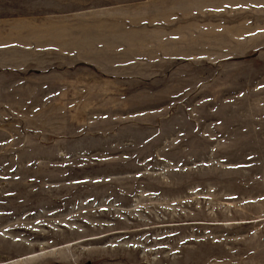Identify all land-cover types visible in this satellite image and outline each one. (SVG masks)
I'll return each mask as SVG.
<instances>
[{"label":"rangeland","instance_id":"obj_1","mask_svg":"<svg viewBox=\"0 0 264 264\" xmlns=\"http://www.w3.org/2000/svg\"><path fill=\"white\" fill-rule=\"evenodd\" d=\"M0 264H264V0H0Z\"/></svg>","mask_w":264,"mask_h":264}]
</instances>
